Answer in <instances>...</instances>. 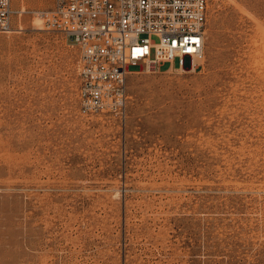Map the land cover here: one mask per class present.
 <instances>
[{
    "label": "rangeland",
    "instance_id": "374dc122",
    "mask_svg": "<svg viewBox=\"0 0 264 264\" xmlns=\"http://www.w3.org/2000/svg\"><path fill=\"white\" fill-rule=\"evenodd\" d=\"M51 5L0 33V264H264V0H209L195 70L88 116Z\"/></svg>",
    "mask_w": 264,
    "mask_h": 264
},
{
    "label": "built area",
    "instance_id": "2783aa9c",
    "mask_svg": "<svg viewBox=\"0 0 264 264\" xmlns=\"http://www.w3.org/2000/svg\"><path fill=\"white\" fill-rule=\"evenodd\" d=\"M45 25L81 52V112L122 109L127 78L144 69L184 71L204 59L209 0H50ZM13 0H0V33L12 30ZM179 65L176 66V61ZM170 63L163 70V65ZM138 66V71H131Z\"/></svg>",
    "mask_w": 264,
    "mask_h": 264
},
{
    "label": "bare ground",
    "instance_id": "6f19581e",
    "mask_svg": "<svg viewBox=\"0 0 264 264\" xmlns=\"http://www.w3.org/2000/svg\"><path fill=\"white\" fill-rule=\"evenodd\" d=\"M184 71H186V69H184Z\"/></svg>",
    "mask_w": 264,
    "mask_h": 264
}]
</instances>
